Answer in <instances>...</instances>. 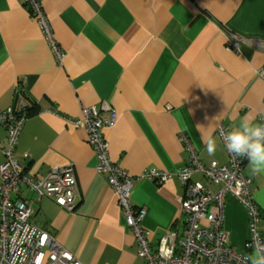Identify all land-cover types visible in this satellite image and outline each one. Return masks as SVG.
I'll return each instance as SVG.
<instances>
[{
  "label": "crops",
  "instance_id": "1",
  "mask_svg": "<svg viewBox=\"0 0 264 264\" xmlns=\"http://www.w3.org/2000/svg\"><path fill=\"white\" fill-rule=\"evenodd\" d=\"M64 57L59 65L22 0H0V112L16 94L34 105L17 139L14 157L26 173L44 178L71 165L77 182L72 211L52 200L31 202L32 223L53 235L82 264H142L117 196L96 173L84 128L64 117L107 105L117 113L105 128L111 161L134 179L131 202L146 211L142 227L152 248L168 231H181L183 186L173 176L157 185L141 179L148 169L174 173L189 154L186 138L205 166L228 156L217 129L264 115V0H39ZM226 31L243 39L226 52ZM214 136V156L205 151ZM6 141L0 125V145ZM24 154L28 158H24ZM4 156L0 151V164ZM252 200L264 229V174L252 175ZM192 181L206 184L194 174ZM215 192V185L208 186ZM32 197V199H31ZM222 229L238 253L249 237L244 208L225 196Z\"/></svg>",
  "mask_w": 264,
  "mask_h": 264
},
{
  "label": "built area",
  "instance_id": "2",
  "mask_svg": "<svg viewBox=\"0 0 264 264\" xmlns=\"http://www.w3.org/2000/svg\"><path fill=\"white\" fill-rule=\"evenodd\" d=\"M22 1L61 65L64 52L53 37L51 22L40 1ZM244 42L226 31L224 49L239 53ZM257 74L264 79V66ZM19 95L16 94L12 107L0 112V125L6 133L5 144L0 145L4 156L0 164V264H82L53 235L32 223L31 202L19 195L21 189L27 187L33 192L36 203L48 198L67 211L73 210L78 195L71 165L53 167L44 178L35 179L16 161L15 145L28 117L27 109L32 106ZM64 120L75 129H85L87 143L95 157L94 169L105 177L116 194L124 223L135 239L142 264H250L247 257L253 252L252 245L257 240L264 245L260 211L252 200L250 180L242 173L243 166L248 162L246 158L234 157L226 150V164L212 161L205 166L184 138L189 152L184 166L174 173L156 169L143 171L141 179L160 185L175 176L183 186V195L178 198L183 228L181 231H168L159 240L158 246L152 248L150 233L142 227L146 211L136 208L131 202L134 177L111 161L109 144L103 135L105 128L115 126L117 113L102 104L83 108L81 118L64 117ZM259 122L264 123V115ZM226 132L223 126L217 129L221 140ZM23 156L28 158L26 154ZM194 174L201 175L206 184L192 181ZM209 185H215L217 190L211 191ZM226 195L234 197L247 215L249 237L245 243V254L238 253L227 243V235L222 229Z\"/></svg>",
  "mask_w": 264,
  "mask_h": 264
},
{
  "label": "clouds",
  "instance_id": "3",
  "mask_svg": "<svg viewBox=\"0 0 264 264\" xmlns=\"http://www.w3.org/2000/svg\"><path fill=\"white\" fill-rule=\"evenodd\" d=\"M222 141L231 155L247 159L252 175L264 174V123H253L248 118H242L238 125L224 133ZM216 150V138L210 135L205 151L207 155L214 156ZM252 247L253 252L247 257L250 264H264V245L257 240Z\"/></svg>",
  "mask_w": 264,
  "mask_h": 264
},
{
  "label": "trees",
  "instance_id": "4",
  "mask_svg": "<svg viewBox=\"0 0 264 264\" xmlns=\"http://www.w3.org/2000/svg\"><path fill=\"white\" fill-rule=\"evenodd\" d=\"M33 111H34V105L28 107L27 112H26L27 116H30L33 113Z\"/></svg>",
  "mask_w": 264,
  "mask_h": 264
},
{
  "label": "rangeland",
  "instance_id": "5",
  "mask_svg": "<svg viewBox=\"0 0 264 264\" xmlns=\"http://www.w3.org/2000/svg\"><path fill=\"white\" fill-rule=\"evenodd\" d=\"M31 199H32V197H31ZM240 252H241V253H244V250H243V251L241 250Z\"/></svg>",
  "mask_w": 264,
  "mask_h": 264
}]
</instances>
